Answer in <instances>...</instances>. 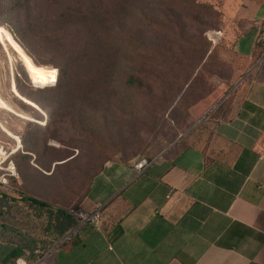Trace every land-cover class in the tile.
I'll return each instance as SVG.
<instances>
[{"label": "rangeland", "instance_id": "1", "mask_svg": "<svg viewBox=\"0 0 264 264\" xmlns=\"http://www.w3.org/2000/svg\"><path fill=\"white\" fill-rule=\"evenodd\" d=\"M112 1L33 0L30 7L43 15L52 10L57 16L56 37L67 40L81 35L61 25L60 11L68 7L78 14L76 18L81 11L91 21L88 42L106 37L103 23ZM116 2L121 39L131 35L137 41L132 68L138 83L126 92L116 82L96 83L94 67L87 70L85 96H79V84L59 95L50 90L55 82L31 83L17 57L25 56L23 50L5 28L0 29V97L10 108H0L1 191L34 196L73 213L85 211L88 186L106 163L153 160L188 135L202 132L249 78L251 67L231 48L246 24L240 17L245 0ZM9 4L0 0V23L10 19ZM201 5L214 12L212 25L204 31ZM22 18L18 16V24ZM88 27L94 28L96 37H91ZM209 32H217L218 38L209 40ZM204 38L209 41L207 49L202 46ZM30 51L38 61L33 62L37 66L30 63L34 73L48 75L55 68L57 60L49 49L32 44ZM71 77L77 79L78 72ZM15 85L41 110L20 96ZM96 92L100 99L90 98ZM33 263L28 259V264Z\"/></svg>", "mask_w": 264, "mask_h": 264}, {"label": "crops", "instance_id": "2", "mask_svg": "<svg viewBox=\"0 0 264 264\" xmlns=\"http://www.w3.org/2000/svg\"><path fill=\"white\" fill-rule=\"evenodd\" d=\"M243 6L231 48L248 62L264 0ZM250 70L202 132L140 171L106 163L84 201L85 211L99 208L97 224L33 264H264V50Z\"/></svg>", "mask_w": 264, "mask_h": 264}, {"label": "trees", "instance_id": "3", "mask_svg": "<svg viewBox=\"0 0 264 264\" xmlns=\"http://www.w3.org/2000/svg\"><path fill=\"white\" fill-rule=\"evenodd\" d=\"M32 1L9 0L10 4L6 7V14L10 15V19L8 22L0 23V29L5 28L14 45L20 51L23 50L25 56L18 55L17 57L23 61H20L21 65L31 83L33 80H48L49 84L55 82L50 90L58 91L59 95H61L60 92H67L73 85L79 84V96H85L87 94V70L94 67L96 83L116 82L119 83V88L124 92L137 86L135 70L132 68L137 41L131 35H128L126 40L121 39L118 31L120 24H117L120 7L116 0L110 4L107 18L103 23L106 28V37L102 39L96 37L97 33L93 27L90 29V25L88 32L91 37L96 38L88 42L87 24L91 21H87L86 16L81 11H79L81 13L79 18H76L78 14L68 7L60 11L58 17L61 25L66 29L73 28L81 35L76 40L62 39L56 37L55 20L57 16L55 17V13L49 10L43 15L40 11L30 7ZM132 1L129 0V4ZM176 5L180 6V3ZM200 10V14L205 18L200 23L201 31H204L212 25L210 21L214 12L211 7L205 5H201ZM191 11L193 10L188 9V12ZM21 14L23 18L18 24L16 20ZM32 44L49 49L54 54L53 58L57 62L55 61L56 63L53 64L56 69L51 67L52 71L48 75L34 73L31 70V61L38 63L33 52L30 51ZM207 44L209 41L204 38L202 46L205 49H207ZM263 50L264 34L255 43L250 60L247 62L243 58L240 59L250 68L260 58ZM75 71L78 72L77 79L71 77ZM15 88L20 96L34 103L38 110H41L39 103L24 96L16 85ZM64 94L66 95V93ZM64 94L60 97H65ZM52 98L53 100L58 99L56 94ZM90 98L100 99V95L96 92ZM25 105L32 108L28 104ZM147 161L150 162L151 160ZM76 224L77 219L65 209L50 206L34 196L24 194L16 196L14 193H6L0 190V264H12L14 259L25 256V251L31 253L37 245H39L41 254L45 253L53 246L54 241L71 231ZM26 258L27 260L30 258L35 260L37 257L31 253Z\"/></svg>", "mask_w": 264, "mask_h": 264}, {"label": "built area", "instance_id": "4", "mask_svg": "<svg viewBox=\"0 0 264 264\" xmlns=\"http://www.w3.org/2000/svg\"><path fill=\"white\" fill-rule=\"evenodd\" d=\"M208 36V35H207ZM149 162L145 158H140L137 161L134 162L133 167L135 170L140 171L144 169ZM71 215H73L77 219L76 226L69 231L67 234H65L63 237H61L56 243L53 244V246L46 251L45 253L40 252L39 245H37L32 251V255L36 256L37 258L35 261L37 263L41 262L45 257L49 256V254L54 250L55 247H57L61 242L68 239V237L79 228L83 227L86 224H92L96 225L98 218H99V208H94L92 211H84V210H77L73 212H69ZM28 251H25V256H20L14 259L13 264H28V260L26 256L29 254Z\"/></svg>", "mask_w": 264, "mask_h": 264}, {"label": "bare ground", "instance_id": "5", "mask_svg": "<svg viewBox=\"0 0 264 264\" xmlns=\"http://www.w3.org/2000/svg\"><path fill=\"white\" fill-rule=\"evenodd\" d=\"M32 62V61H31ZM33 63V62H32ZM0 108L5 110H10L9 106L6 104V102L0 97ZM5 131V130H4ZM6 132V131H5ZM9 136H12L10 133L6 132ZM3 156V154L0 152V159Z\"/></svg>", "mask_w": 264, "mask_h": 264}, {"label": "water", "instance_id": "6", "mask_svg": "<svg viewBox=\"0 0 264 264\" xmlns=\"http://www.w3.org/2000/svg\"><path fill=\"white\" fill-rule=\"evenodd\" d=\"M207 35H208L209 40H211V41H215L218 38V33L217 32H209Z\"/></svg>", "mask_w": 264, "mask_h": 264}]
</instances>
